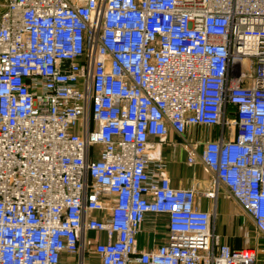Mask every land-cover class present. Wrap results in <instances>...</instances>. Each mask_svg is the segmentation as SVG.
Returning a JSON list of instances; mask_svg holds the SVG:
<instances>
[{"label":"built area","instance_id":"1","mask_svg":"<svg viewBox=\"0 0 264 264\" xmlns=\"http://www.w3.org/2000/svg\"><path fill=\"white\" fill-rule=\"evenodd\" d=\"M192 126L232 129L201 160L264 242V0H0V264H258L147 170ZM147 214L167 241L140 252Z\"/></svg>","mask_w":264,"mask_h":264},{"label":"crops","instance_id":"2","mask_svg":"<svg viewBox=\"0 0 264 264\" xmlns=\"http://www.w3.org/2000/svg\"><path fill=\"white\" fill-rule=\"evenodd\" d=\"M232 129L222 127L192 126L177 134L167 131L164 142L158 144L150 138L152 145L147 170L156 176L160 169L166 172L171 188L192 189L195 206L213 215V231L219 243L233 250L248 247L258 249L259 263L264 264V245L256 236L252 219L241 209L231 194L221 185L216 186V176L201 160L204 145L220 138L232 137ZM231 132V133H230ZM98 212L84 211V220L99 219ZM86 239L106 241L103 233L83 231ZM167 241L166 218L147 214L137 238L138 250L146 252ZM63 264H100L96 255L83 249L77 256H64Z\"/></svg>","mask_w":264,"mask_h":264},{"label":"rangeland","instance_id":"3","mask_svg":"<svg viewBox=\"0 0 264 264\" xmlns=\"http://www.w3.org/2000/svg\"><path fill=\"white\" fill-rule=\"evenodd\" d=\"M248 65H249V76L252 77L253 76V73H254V70H255V61L254 60H249L248 61ZM263 245H264V242L262 241ZM264 247V246H263Z\"/></svg>","mask_w":264,"mask_h":264},{"label":"water","instance_id":"4","mask_svg":"<svg viewBox=\"0 0 264 264\" xmlns=\"http://www.w3.org/2000/svg\"><path fill=\"white\" fill-rule=\"evenodd\" d=\"M65 63V62H64ZM67 64H69V62H66Z\"/></svg>","mask_w":264,"mask_h":264}]
</instances>
